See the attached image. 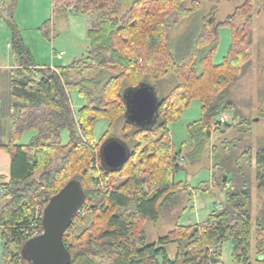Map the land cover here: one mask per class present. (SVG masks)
Wrapping results in <instances>:
<instances>
[{"label":"trees","instance_id":"16d2710c","mask_svg":"<svg viewBox=\"0 0 264 264\" xmlns=\"http://www.w3.org/2000/svg\"><path fill=\"white\" fill-rule=\"evenodd\" d=\"M16 1L0 0V18L9 28L17 65L9 80V135L0 140V150L10 155L9 177L0 176L7 199L0 209L2 264H31L22 250L34 227H42V212L36 218L35 207L43 209L69 181L83 191L82 204L63 236L69 264H158L159 258L161 264H224L226 242L232 264H264V257L251 255H264V201L255 216L251 213L253 184L264 192V143L253 155L248 149L237 153L232 141L221 143L213 160L224 200L204 219L177 223L152 243H146L144 230L147 220L159 218L161 207L180 203L175 193L180 182L173 177L186 158L200 159L219 130L213 129L217 117L227 109L238 117L229 88L251 60L252 0H244L222 21L202 17L192 46L179 59L169 31L198 10V1L122 0L128 8L119 14L121 0H88L91 16L98 14L87 28L89 48L81 59L55 68L34 64L14 21ZM255 4L263 13L264 0ZM221 25L229 28L231 42L222 62L214 64L211 56ZM50 28V19L41 24L44 37ZM170 72L177 83L159 100L160 119L149 128L134 126L135 142L126 161L117 170L104 168L93 127L101 117L113 122L124 114L122 81L135 87L146 75L162 79ZM72 89L85 100L76 114L69 98ZM193 98L201 102V116L187 125L191 143L183 153L184 143L175 150L168 123L178 120ZM244 120L226 123L223 130ZM131 126L125 123V129ZM27 130L35 133L21 144ZM64 130L66 144L61 141ZM199 191L197 187L193 194ZM169 244H175L172 256Z\"/></svg>","mask_w":264,"mask_h":264},{"label":"rangeland","instance_id":"374dc122","mask_svg":"<svg viewBox=\"0 0 264 264\" xmlns=\"http://www.w3.org/2000/svg\"><path fill=\"white\" fill-rule=\"evenodd\" d=\"M87 1H52L55 11H52L51 0L16 1L14 21L34 62L46 66H62L81 59L86 54L89 48L87 28L89 24H92L91 18L98 17L95 12L91 16L92 6ZM193 1L199 2L198 10L178 25L172 26L169 31L171 48L177 59L181 58L192 46L202 17H211L216 22L222 21L244 0H189L188 4ZM255 2L256 0H252V10L250 12L251 60L243 75L229 88L238 117L234 116L233 110H226L227 124L234 121L237 123L243 118L245 123L225 130H223L224 125L219 126L217 128L219 129L218 132L212 134L198 161L192 162L187 158L184 160L183 170L177 172L173 177L174 181L180 182L175 192L180 198V203L174 207H161L157 220H147L144 223L146 243H152L158 236L165 235L177 223L191 224L197 220L201 221L224 200V192L215 182L214 173L217 169L214 167L213 160V156L217 152L220 153V146L223 141H232L235 144L234 149L237 153L248 149L252 155L256 148L264 143V113L262 112L264 103V12H258ZM127 8L128 5L121 0L118 8L119 14H122ZM85 9H88V12ZM36 19L40 22L38 25H35ZM45 19L51 20L48 38L40 32V26ZM169 22L171 23V20ZM230 42L229 28L224 25L219 26L218 45L211 56L214 64L222 62L227 54ZM9 43L10 31L6 22L2 19L0 22V58L1 60L7 58L8 62L13 63L14 58H12L13 54L8 45ZM60 51H64V55L61 59H57L55 55ZM1 73L5 75L4 78L6 79L5 71L2 70ZM143 82L149 83L155 89L157 99L161 100L176 85L177 79L170 72L162 79H153L151 76L146 75L143 77ZM121 87L123 90L128 87V82L125 79L122 81ZM69 98L72 111L76 114L78 109L84 105L85 100L75 89L69 91ZM200 116L201 102L199 99L193 98L188 106L183 109L180 118L168 123L175 150L178 151L182 143H184L183 153L189 150L191 141L187 132V125L199 119ZM156 119H160L158 115ZM125 123L124 114L113 122L106 117L99 118L93 127L94 142L100 145L101 148L105 141L114 138L122 142L127 151L130 152L135 142L132 137L134 126L125 129ZM34 133L35 131H24L19 142L27 143ZM61 141L63 144L68 141L66 130L61 133ZM102 165L105 168V165ZM105 185L106 182L103 181L101 186L104 187ZM197 187L200 191L193 194V190ZM252 187L251 213L255 216L263 204L264 192L257 190L255 184ZM2 192L0 190V209L7 201ZM189 192L192 194H189ZM38 207L40 206H36L35 209L37 210ZM81 214L83 215V213ZM252 243H254V237H252ZM166 248L168 254L172 256L175 251V244H169ZM230 253V243L226 242L222 248L223 263L232 264ZM251 255L254 258V254ZM2 263L0 249V264Z\"/></svg>","mask_w":264,"mask_h":264},{"label":"water","instance_id":"95a60500","mask_svg":"<svg viewBox=\"0 0 264 264\" xmlns=\"http://www.w3.org/2000/svg\"><path fill=\"white\" fill-rule=\"evenodd\" d=\"M122 97L127 123L139 128L155 124L160 102L149 83L127 87ZM99 152L102 164L109 170L119 169L129 156L126 146L114 138L105 141ZM82 201V188L75 181H69L49 199L42 211L43 232L31 237L22 250V255L31 264H69L71 255L64 245L63 236Z\"/></svg>","mask_w":264,"mask_h":264},{"label":"crops","instance_id":"0c3cea01","mask_svg":"<svg viewBox=\"0 0 264 264\" xmlns=\"http://www.w3.org/2000/svg\"><path fill=\"white\" fill-rule=\"evenodd\" d=\"M51 7H52V11H54V6H53L52 0H51ZM1 21H2V18H0V22ZM38 23H40V22L38 19H36L35 25H38ZM8 45L10 47V43ZM12 58H14V55ZM34 64L38 67H50V68L57 67V66H46L45 64H39L38 62H34ZM16 67H17V65H16L15 58L13 60V63L8 62L7 58H6V60H1V58H0V72L2 70L5 71L6 77H7L5 79L4 78L5 75H2V73L0 74V140L2 142L7 141L8 135H9V126H10L9 117H8V112H9V109H8L9 80H10L12 70L15 69ZM25 143L22 142L21 144H25ZM9 174H10V155L7 151L0 150V176H3L5 178V180H7L9 177ZM199 221L200 220H197L194 223H197ZM183 225H186V224H183ZM255 257L260 259V258H263L264 255L263 254H259L257 256L254 255V258ZM254 258L252 257V259H254ZM158 262H159L158 264H161L160 258L158 259Z\"/></svg>","mask_w":264,"mask_h":264},{"label":"built area","instance_id":"2783aa9c","mask_svg":"<svg viewBox=\"0 0 264 264\" xmlns=\"http://www.w3.org/2000/svg\"><path fill=\"white\" fill-rule=\"evenodd\" d=\"M63 55H64V51H60V52L56 53L55 56H56L57 59H61L63 57ZM227 121H228V116L226 114V111H224L217 117V121L213 125V129H216L219 126H222V125L226 124ZM42 211H43V209L41 207H38L36 212H35V217L37 218ZM41 218H42V214H41ZM42 232H43V227H34V230L32 232V237L36 236V235H39ZM0 249H1V243H0Z\"/></svg>","mask_w":264,"mask_h":264}]
</instances>
